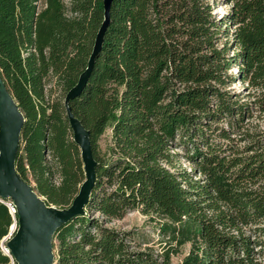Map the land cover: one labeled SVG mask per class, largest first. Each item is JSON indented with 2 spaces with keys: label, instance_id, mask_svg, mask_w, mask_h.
<instances>
[{
  "label": "trees",
  "instance_id": "1",
  "mask_svg": "<svg viewBox=\"0 0 264 264\" xmlns=\"http://www.w3.org/2000/svg\"><path fill=\"white\" fill-rule=\"evenodd\" d=\"M223 3L219 18L207 0L112 3L92 76L70 103L90 133L95 185L85 214L54 235L55 264H264V130L252 122L264 116V0ZM102 20L103 0H0V74L25 116L16 169L58 209L84 172L52 94L76 84ZM7 203L0 264L17 219ZM135 211L156 218L157 244L111 226Z\"/></svg>",
  "mask_w": 264,
  "mask_h": 264
},
{
  "label": "water",
  "instance_id": "2",
  "mask_svg": "<svg viewBox=\"0 0 264 264\" xmlns=\"http://www.w3.org/2000/svg\"><path fill=\"white\" fill-rule=\"evenodd\" d=\"M113 2L103 0V20L86 67L64 98L66 118L73 143L79 149L84 172V181L69 207L58 209L48 205L17 172L16 157L25 116L0 74V199L12 203V214L17 217L10 234L3 240L6 244L2 251L11 258L12 264H55L54 235L60 228L85 214L95 185L97 162L92 153L90 133L74 116L70 103L81 96L92 76L110 26Z\"/></svg>",
  "mask_w": 264,
  "mask_h": 264
},
{
  "label": "rangeland",
  "instance_id": "3",
  "mask_svg": "<svg viewBox=\"0 0 264 264\" xmlns=\"http://www.w3.org/2000/svg\"><path fill=\"white\" fill-rule=\"evenodd\" d=\"M210 3L217 2V7L214 9V13L217 18L220 16H223L229 9V6L224 5L223 1L224 0H207ZM232 29V27H231ZM236 69L235 67L232 68V72H235ZM233 89L235 92H240L243 95L248 94L247 89H245V86L240 83H234L230 87ZM246 97V96H245ZM52 99H60L61 103L63 104L64 99L60 97V93L57 90H54V93L52 94ZM253 125L256 127L257 130H264V116L254 119ZM110 144V131L107 130L104 135H102L99 139V146L101 150L104 152L107 146ZM179 166L182 168H185L187 170L190 169V166L186 162H179ZM55 183H58V180H55ZM30 185L32 187H35V184L30 181ZM158 221L156 220L155 217H150V216H144L138 211L128 213L125 218L119 222L113 223L111 226L118 229L122 230L125 232H132L133 237L137 242H148V243H154L157 244L159 242V235H158ZM11 228L9 229V234L11 232ZM8 234V235H9ZM5 244L6 241L2 240L1 243V249H5ZM186 251V249L184 250ZM5 254V253H4ZM6 255V254H5ZM10 259V263L12 264V260ZM181 257H177L173 260L174 263L179 262Z\"/></svg>",
  "mask_w": 264,
  "mask_h": 264
},
{
  "label": "built area",
  "instance_id": "4",
  "mask_svg": "<svg viewBox=\"0 0 264 264\" xmlns=\"http://www.w3.org/2000/svg\"><path fill=\"white\" fill-rule=\"evenodd\" d=\"M7 207H8V209H9V211L11 212V214H12V211H13V209H12V204L11 203H7V204H5ZM6 238V237H5ZM4 238V239H5ZM3 239V240H4Z\"/></svg>",
  "mask_w": 264,
  "mask_h": 264
}]
</instances>
